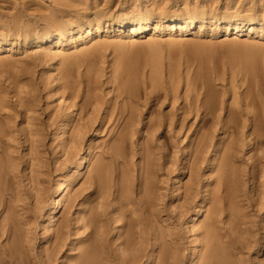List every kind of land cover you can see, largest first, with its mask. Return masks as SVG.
<instances>
[{
	"label": "rangeland",
	"instance_id": "rangeland-1",
	"mask_svg": "<svg viewBox=\"0 0 264 264\" xmlns=\"http://www.w3.org/2000/svg\"><path fill=\"white\" fill-rule=\"evenodd\" d=\"M78 1L75 7L72 0H0L2 30L14 22L32 25L36 31L52 30L73 13L78 16V10L106 12L102 21L93 24L102 23L101 34L92 38L74 33L72 40L67 34L39 45L1 37L0 248L12 246L4 225L10 216L23 246L22 264H43L50 253H57L52 264H75L91 238L106 247L105 258L98 254V264H135L141 254L138 264H204L212 229L235 252L230 255L232 264H264V249L260 251L264 244V0ZM198 9L206 16L196 29L189 31L187 20L165 29V18L173 13H184L187 19ZM147 13L158 18L146 33L118 24L131 18L140 21ZM111 14L116 16L113 24L107 23ZM250 18L254 26L246 23ZM217 19L219 23L212 24ZM237 20L241 21L236 24ZM228 27L232 33L235 27L240 32L225 35ZM8 29L15 32L14 27ZM131 76L137 81L136 94L117 99L119 83ZM211 91L217 94L215 114L202 120L201 108L188 115L182 128L181 114L188 111L190 99ZM239 109L244 116L237 113ZM219 114L223 119L236 114V121L255 115L262 134L256 147L253 135L238 140L227 167L242 184L241 197L236 199L241 220L232 216L227 181L221 176L222 155L232 138L229 135L226 143H220L228 134L227 126L215 120ZM200 125L212 135L203 153L192 144ZM248 127L250 132L252 125ZM147 147L155 153L156 187L149 196L151 205L147 200L149 207L142 205L146 196L140 185ZM84 154L88 164L82 174L71 175L56 230L49 231V197ZM198 155L201 159L196 163ZM99 162L105 168L106 192L94 178ZM187 163L181 180L178 175ZM194 176L196 184L185 199L186 184ZM125 179L129 192L118 195ZM174 185L179 187L178 196L173 195ZM208 197L213 201H207L200 223L192 215ZM216 208L218 214L212 212ZM93 214L101 216L97 227L89 224ZM129 230L143 235H134L133 246L126 248L121 241ZM92 231L95 234L88 237ZM172 233L177 238L168 236ZM57 235L59 249L52 251ZM164 249L170 250L168 256L158 252Z\"/></svg>",
	"mask_w": 264,
	"mask_h": 264
},
{
	"label": "bare ground",
	"instance_id": "bare-ground-1",
	"mask_svg": "<svg viewBox=\"0 0 264 264\" xmlns=\"http://www.w3.org/2000/svg\"><path fill=\"white\" fill-rule=\"evenodd\" d=\"M72 2H73V6H75V7L79 6V3H78L79 1L78 0H72ZM76 13H78L79 15L77 16L75 13H73V16L71 17V19L69 21H67V22H61L59 24V26L56 27V29H52V30L36 31L32 27V25L25 26V25H23L21 23L14 22L13 24H11V26L9 25L8 27H5V29H3V30L0 29V31H2V32H0V42L3 40L1 37L4 36V39H6L7 41L12 42V43L22 42L23 41V42H25L27 44L28 43L29 44L36 43V44H39L40 45V44H43V43L51 42L52 39H55V38L62 39V37L65 36V35H67V34H69L71 36V40L73 39L72 37H74V33H78L81 36L82 39H84V38H92V37H94L95 34H96L95 36H98V35L101 34L100 32L102 30V23H100V25H98V27L97 26L96 27H93V24L96 23V22L102 21V18L106 16L105 10H103V9L95 10V11H93V10L92 11L86 10L84 12H81V11L78 10V11H76ZM147 14L148 15H146L145 17H143L140 21H136L135 19L131 18L127 22L126 21L124 22L122 20L121 21H118V24L120 25V28L121 29H123L125 27H131V28H133V30L139 31V33H146L151 28V22L153 20H156L158 18L155 13H147ZM184 15H185L184 13H173V15H171V17L165 18V19H167V24L165 25V29H168L171 24H174V23H177V22H183V21H186L187 20V28H188L189 31H192V30H194V29L197 28V25L198 24H202L203 19H205L206 13L204 12V10L198 9L196 11V13H195L194 16L188 17L186 19L184 17ZM110 16L111 17H110V19L107 20V23H108V21L110 23H112V24L115 23L116 22L115 21L116 16L114 14H111ZM86 18H88V21L85 23L84 21L86 20ZM225 20H227V19H225ZM219 21H220V19L213 20L212 21V24H218ZM239 21H241V20H237V23L236 24H238ZM76 22H78V23L75 25ZM246 23L249 24L250 26H254L255 20L252 19V18H250V19L247 20ZM84 25H85V27H84ZM10 27H14L15 32H12L10 29H8ZM237 28L238 27H235L234 28V33H232L233 29L230 28V27H228L226 29V31H225V35H230L231 33L232 34H235V33L237 34L238 32H240V31H238ZM3 31H7V32H3ZM8 38H10V39L8 40ZM62 42H63V40H62ZM119 84H120L119 85V90L120 91H119V94H118L117 99L120 98V97H123V98H132L136 94V92H137V81L134 79V77L131 76V77L125 79V80H122ZM190 100L191 101L189 102V107L188 106L186 107V108H188V111L189 112L186 111L185 108H184V110H185L184 112L185 113L181 114V118L180 119H181V122H182V125H181L182 128L185 125V121L188 119V115L191 114V113H193V112L199 113L201 111V108H203V110H202L203 119L202 120H205V118L208 115L215 114L214 111H215V107H216V103H217V94L214 91L206 92V93L199 92L198 95H196L194 98H191ZM222 109H223V107H222ZM186 112H188V114ZM242 112H243V110L242 109H239L237 113H242ZM243 114H244V112L242 113V115ZM235 115H232L231 114V115H228V117L226 119H223V116L221 114H219V115H216V119L215 120H216V122H220V123L222 122V127L223 128L225 126H227V130L225 131V134L226 135L228 134V136L227 137H223L221 139L220 143H222V144L226 143L227 142V139L229 138V135L232 138L229 141V144L230 145H229L228 149H226V151L222 155V162H223V165L222 166L224 168H223V170L221 172V176H222V179L223 180L225 179V181H227V183H226L227 185L226 186H227V189H228L229 196L231 198L230 207H234V211L232 213V216H235V217L238 216L237 219L241 220L243 218V216L242 215L239 216V215L240 214H243V213H242V210L241 209L239 210V208H236L238 206V205H236L237 204L236 199L238 197H241V193L243 191L242 190V184L239 181H236L235 175H233L234 171L232 169H230V170L227 169V167L230 168L231 161H232L233 157L235 156V153H236L235 152L236 151L235 144H237V141L238 140H241L242 137L244 138V137H247L248 135L249 136H252L253 135V137H252L253 140H254L253 143L256 144V145H254L256 147L257 145H259V140L258 139L260 138V136L262 134L260 132V126H258V124H257V119H256V116L255 115H253V116H247V117L244 118V120L243 119L240 120V118H239L238 119L239 121H236ZM238 122L242 124L241 127L239 125V127L237 126L235 128V126L233 124H230V123L237 124ZM176 123H177L176 121H173V122L171 121L170 122V124H176ZM162 124L163 123L160 122L159 127ZM250 124L252 125V128L250 129V132H248L249 131V127L248 126ZM159 127L156 128L157 132L158 131L160 132ZM204 128H207V127H204V126H201L200 125V129L198 130V134H197L198 136L192 141V144H194V146L196 147V150H197L198 153L205 152L207 143L212 139V135H210V133H206L204 131ZM232 129H233V131H232ZM240 133L241 134H245V136L244 135H241ZM238 145H239V143H238ZM217 146H218V144H217ZM253 151L254 150L252 148L251 149V152H253ZM258 154H259V152H258ZM142 155H143V157H142V159H143L142 166L144 168V170H143L144 174H143L142 179H140L141 180L140 181V185H141V188H142L141 191H143L144 192V195L146 196L145 197L146 198L145 202H144V200H142V202H143L142 205L146 207V206L149 205V203H150V205L152 203L151 202V198L149 196L155 193V187H156V185H155V174L153 172L154 171L153 170L154 169L153 166L155 165V163H154L155 162L154 161L155 160V153H153L150 150V148L147 147L143 151ZM252 158H255V155H252ZM200 159L201 158H200L199 155L196 156V157H194V161L196 163H199L200 162ZM215 159H216V157H213V161ZM88 161H89L88 154L82 155L76 161V163L73 165V168L64 177V179L61 181V183L56 186V188L53 191V193L51 194V196L50 197L48 196L49 197V205H48V216H47L46 221H47V226H48L49 231L55 232V230H56V224H57V221H58V214H60V211L62 210L63 205L65 203V199H66V195H67L66 193H67V190L69 188V184H70V180H71V175L72 174H78V175L82 174V172L86 168V165L88 164ZM186 161H187V156L184 159V162H186ZM189 165L190 164L187 163V165L184 166L180 170V173H179L178 176L180 177L181 180H183L185 178V177L183 178V176L186 174V171L185 170H186L187 167H189ZM192 170H194V172L196 171L195 168H192ZM93 171H94V178L96 179L99 187H101V189L106 192L107 191V186H106L107 184L105 183L106 175L104 173L105 172V168H104L103 163L102 162H99L97 165H95ZM1 172H2V162L0 161V175H1ZM215 173H217V172H215ZM195 179H196V177L194 176V180L191 181L189 184H186L185 191H184L185 192V197H184L185 199L188 198L189 195H190L189 192H188V190L194 188V185L196 184ZM120 183L122 184V187L120 188V190L117 191V194L118 195L127 194L129 192V185H130L128 179H125L124 181H120ZM178 193H179V187L176 186V185H174L173 195L174 196H178ZM123 197L124 196H122V198ZM257 197H258V195H257ZM148 198L150 199V201L148 200ZM181 198H183V197H181ZM211 199H212V197H208L206 200H204L200 204V206L198 205L199 207L196 210H194L195 213H194V215H192L193 216V219H198L199 218V220H200V218H202L205 215V213H206L205 205H206L207 201H209ZM259 199H260V197H259ZM147 200L149 201V203H148ZM211 201H213V199ZM178 205H180V204H178ZM177 208H179V207H177ZM212 212H214L215 214H218V208H216V211L214 209ZM78 214H80V213H78ZM86 214H88V213H86ZM9 217L10 216H8L4 220V223H5L4 225H5V232H7V239L9 238L10 244H12V246L10 248H8V249L7 248L6 249H1L0 248V264H20V263L22 264V262H20V258H22L21 255L23 254V250H22V247L23 246L18 241V240H20L19 237H17V235L13 231V227L11 226L12 225L11 224L12 221H11V219H9ZM100 217L101 216L99 214H93V216L89 220L90 226L91 227H97V226H99V223L101 221L100 220ZM115 217H116V215H115ZM11 218H13V217H11ZM127 221H129V220H127ZM116 222H119V217L118 216L116 217ZM200 223H201V220H200ZM155 224H156V222H155ZM212 224L213 225H216L214 223H212ZM129 225L131 226L132 224H129ZM233 225H235L236 227H238L236 224H233ZM119 227H121V226H119ZM155 231H156V229H155ZM128 232L129 233H126V235L123 236V237L121 235V237L123 238V240L121 241V244L124 245V247H126V248L128 246H133L134 235L137 234L139 237H142V235H143V234H139V232L137 233V231L136 232H132L131 230H129ZM53 234L54 233H52V235ZM94 234H95V231H92L90 234H88V237L89 236L91 237ZM3 236H5V235L3 234ZM168 236H170L171 239L177 238L173 233L172 234H169ZM56 237L57 238H56V240L54 242L55 245L54 244L52 245V246H54V248L52 247V251H55V248H57V246L60 244L59 241H58L59 240L58 235ZM54 238H55V235H54ZM99 241H101V240H99ZM99 241H98V239L97 240H93V238H91L90 245L88 247H86L83 251H81L80 254L77 255V258L78 259H77V262L75 264H98V259H99L98 258V254H100V253H101V256L103 258H105V255H104V254H106L105 244L103 243V241L101 243ZM113 241H115V240H113ZM162 241H164V240H162ZM60 242H62V241H60ZM229 242H231V243L234 244V242L232 240H229ZM142 244H141V246H142ZM77 245H79V244H77ZM138 245H140V243ZM229 245H232V244H229ZM263 245H262V248L260 250L261 252H263V249H264L263 248ZM171 246H173V245H171ZM176 246H178V245H176ZM61 248H62V246H61ZM171 248H173V247H171ZM239 248H240V246L237 244L236 250H238ZM57 249H59V248H57ZM207 249H208L207 250V259L208 260L206 262H204V264H232L231 263V256L234 255L233 253H235V252H232L233 251L232 247L228 246L227 244H223V242H221V239L219 237V234L215 231V229L214 230L212 229L211 231L208 232V236H207ZM234 250H235V248H234ZM50 251L51 250H49L48 253H50ZM155 251H156V249H155ZM128 252H127V254H128ZM158 252L161 253V254H163V255H167V256H168V254H170V250L169 249L159 250ZM56 254L57 253H50L47 256V259L45 261H43V264H50V263L52 264V263H54L55 260H56V258H55L56 257ZM130 256H131V254H130ZM141 257H142V254L137 256V258H136L137 261H136L135 264H138L137 262H140ZM172 258L173 257H171L170 259H172ZM30 261H31V259H30ZM30 261H28V262H30ZM32 262H34V261H32ZM200 263L201 262H199L198 264H200ZM105 264H107V263H105Z\"/></svg>",
	"mask_w": 264,
	"mask_h": 264
}]
</instances>
